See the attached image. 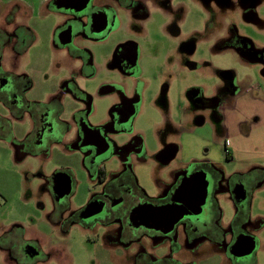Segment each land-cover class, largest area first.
<instances>
[{"label":"flooded vegetation","instance_id":"1","mask_svg":"<svg viewBox=\"0 0 264 264\" xmlns=\"http://www.w3.org/2000/svg\"><path fill=\"white\" fill-rule=\"evenodd\" d=\"M170 1L39 0L41 9L60 19L52 32V51L60 57L53 86L48 79L33 83L14 72L15 61L35 40L24 23L31 10L21 1L0 2V102L11 113L0 115L1 132L14 139L9 123L27 114L32 131L14 140L18 153L48 160L55 150L79 157L86 199L76 212L64 216L76 190L70 169H55L46 186L56 222L64 229L79 225L93 233L101 260L97 264H258L264 215L253 212V206L264 194V146L246 148L241 140H248L252 130L244 134L240 122L227 128L230 115L225 112L240 101L233 84L223 86L221 95L215 86L214 95L203 102L190 95L192 106H180L181 122L172 123L163 114L162 123L151 125L149 140L134 124L149 86L148 77L141 80V49L134 34L147 38L144 28L153 10L168 19L165 28L172 38L182 37L183 18L173 15L179 7L167 10ZM214 2L230 4L207 0L212 14ZM243 14L258 23L249 9ZM207 30L209 25L202 40L208 42L212 33ZM117 33L120 39L99 65L92 50ZM178 42L182 50L183 41ZM213 47L216 53L231 51L241 63L258 66L264 77V46L234 28L219 32ZM182 58L174 54L175 63L181 64ZM233 76L222 78L231 81ZM80 80L96 81V95L110 99L97 123L90 122L93 100ZM33 85L40 98L28 101L25 96ZM66 100L75 106L68 112ZM195 118L197 126H212L215 142L223 146L222 160L203 145L198 155L197 128L187 127ZM211 119L219 121V133ZM246 162L250 165L244 166ZM53 254L44 253L34 232L20 224L1 230L0 264H45ZM63 260L69 264L66 254Z\"/></svg>","mask_w":264,"mask_h":264},{"label":"rangeland","instance_id":"2","mask_svg":"<svg viewBox=\"0 0 264 264\" xmlns=\"http://www.w3.org/2000/svg\"><path fill=\"white\" fill-rule=\"evenodd\" d=\"M3 1L8 0H0V2ZM11 1H21L30 5L31 12L24 23L35 36L32 44H29L25 52L15 61L14 72L19 76L25 75L33 83L34 80L48 79L53 86L57 78L55 75L58 73L54 64L59 63L60 57L52 51V32L60 19L41 9L38 6L39 0ZM241 1L230 0V4L222 6L214 2L215 14H212L207 0H171L167 10L170 12L179 7L173 15L183 18L180 29L182 37L178 40L172 38V31L165 28L168 19L162 13L153 10L144 28L147 38L134 34L138 36L136 40L141 49L140 66L143 70L141 80L146 81L148 77L146 82L149 84L142 94V109L134 119V124L136 128L145 132L148 140L152 138L151 125L162 123L163 114L170 115L172 123L181 122L179 109L180 106L184 108L192 106L190 95L203 102L214 95L215 86H220L219 94L221 95L226 92V87L223 86L231 83L236 93L240 94V101L231 111L225 112L230 115L227 128L232 129L233 125L240 122L244 124L242 127L244 134L252 130L248 140H241L244 146L251 150L255 149L256 145L259 146L258 144L264 146V105L262 104L264 77L260 73V68L241 63L231 51L223 53L213 51V44L219 32L225 31L228 26L257 46H264V0ZM248 9L257 19V24L246 20L243 12ZM208 25L210 31L207 30V33H212V36L207 42L202 40V35ZM191 33L194 34L189 38ZM120 37V33H117L111 36L108 44L92 50L99 65L107 59L109 50ZM122 37H126V34H122ZM180 40L183 41L182 50H179L180 42L178 41ZM192 43L195 46L193 49L190 46V44L193 45ZM175 53L183 56L181 64L178 61L174 62ZM6 70L11 69L7 67ZM148 73L156 77L152 78ZM230 74L234 75L233 80L222 78L223 75ZM79 84L92 96L93 112L90 122L101 121L110 99H102L96 95L94 91L96 81L82 82L80 80ZM38 98L40 95L34 93L33 85L25 99L34 101ZM64 104L67 112L75 107L69 100H66ZM25 107L31 108L28 104ZM10 114L0 102V115L5 117ZM215 114L219 117L218 112ZM211 120L219 133V121ZM196 122L197 119L187 127L197 128L198 155L203 145L210 148L214 159L222 160L223 146L221 142H215L216 136L210 129L212 126L210 128L197 126ZM2 127L0 125V128ZM9 128L13 130L14 139L10 138L8 132H1L0 129V233L1 230L13 224H20L27 232H34V238L40 242L43 252L55 253L45 264H64V254L68 257L69 264L101 263L100 254L97 252L99 249L93 241L91 231L84 230L79 225H69L64 229V226L56 222L53 213L54 204L46 186L47 177L55 169H70L75 177L76 190L69 199L70 208L64 216L76 212L86 199V180L80 171L79 157L55 150L52 151L48 160L40 155L23 157L17 152L14 140H21L32 131L30 117L26 114L22 120L10 122ZM247 164L250 165V162H246L244 166ZM233 166L235 165L230 167ZM259 195L262 200L253 206V212L264 215V194ZM256 256L258 264H264V233Z\"/></svg>","mask_w":264,"mask_h":264},{"label":"water","instance_id":"3","mask_svg":"<svg viewBox=\"0 0 264 264\" xmlns=\"http://www.w3.org/2000/svg\"><path fill=\"white\" fill-rule=\"evenodd\" d=\"M66 186H69L68 182H67ZM58 193H59V192H58ZM66 193H67V192H66ZM59 195H60V194H59Z\"/></svg>","mask_w":264,"mask_h":264}]
</instances>
